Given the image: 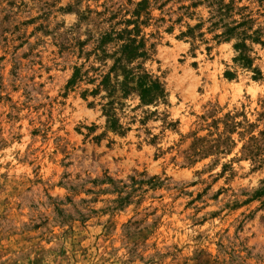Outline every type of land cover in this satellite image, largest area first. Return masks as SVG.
Instances as JSON below:
<instances>
[{
	"label": "rangeland",
	"instance_id": "1",
	"mask_svg": "<svg viewBox=\"0 0 264 264\" xmlns=\"http://www.w3.org/2000/svg\"><path fill=\"white\" fill-rule=\"evenodd\" d=\"M0 264H264V0H0Z\"/></svg>",
	"mask_w": 264,
	"mask_h": 264
},
{
	"label": "trees",
	"instance_id": "2",
	"mask_svg": "<svg viewBox=\"0 0 264 264\" xmlns=\"http://www.w3.org/2000/svg\"><path fill=\"white\" fill-rule=\"evenodd\" d=\"M224 27V31H222L220 33V35L217 36V38H224V40H228L230 38V35H232L235 32L236 27H229V26H223ZM243 35L241 36V39H245L247 37V35H245V33H242ZM254 39V38H253ZM255 40H258V36H255ZM239 48V55H238V60L242 63V65H248L249 64V59L245 54V45L244 43L242 44H238L236 45ZM138 86L139 88H141V93L142 95L148 96L149 94H156L159 93L160 91V87L157 84L156 81L154 80H149L146 75H143L141 77H139L138 80ZM151 95V96H152Z\"/></svg>",
	"mask_w": 264,
	"mask_h": 264
}]
</instances>
